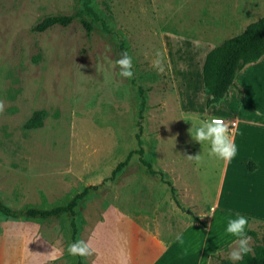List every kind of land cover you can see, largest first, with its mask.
<instances>
[{
  "label": "rangeland",
  "instance_id": "374dc122",
  "mask_svg": "<svg viewBox=\"0 0 264 264\" xmlns=\"http://www.w3.org/2000/svg\"><path fill=\"white\" fill-rule=\"evenodd\" d=\"M80 4L81 0H0L1 201L13 208L51 207L65 203L87 184L101 183L74 215L27 221L0 215V264H76L78 259L89 264L90 256L85 260L66 251L73 240L71 222L78 229L76 239L87 241L109 206L161 233H171L182 219H209L207 229L196 236L202 238L207 231L205 246L221 250L212 264L219 263L218 256L227 258L235 247L232 237L222 236L224 216L246 215L247 229L260 237L264 166L250 171L237 158L264 150V68L260 75L238 80L241 93L230 90L226 98L228 113L237 121L238 151L222 175L224 161L207 156V146L201 148L191 139L190 122L180 119L181 113L194 112L181 105L167 70L157 73L151 67L155 51L165 53V47L154 30L149 0H90L99 19L82 12L67 25L31 30L44 16L73 14ZM79 17L90 22L89 32ZM124 51L133 57L132 79L118 75L115 60ZM184 76L180 72L176 77L177 86L192 109L196 104L201 108L204 97L199 100L197 78ZM138 88L145 97L144 157L171 180L180 205L157 174L144 172L136 153L114 180L105 179L137 147ZM36 109L46 112L42 124L24 128ZM199 152L203 159L197 163L190 156ZM214 206L215 213L208 216ZM248 236L251 246L255 239ZM54 254L58 259L51 258Z\"/></svg>",
  "mask_w": 264,
  "mask_h": 264
},
{
  "label": "crops",
  "instance_id": "0c3cea01",
  "mask_svg": "<svg viewBox=\"0 0 264 264\" xmlns=\"http://www.w3.org/2000/svg\"><path fill=\"white\" fill-rule=\"evenodd\" d=\"M149 3L157 24V29L153 28L165 47L171 65L167 72L181 105L188 112L203 113L207 110L215 116L235 119L228 113L226 98L230 90L241 93V88L237 87L238 80L244 82L253 74H261L259 70L264 68V53L237 70L227 94L208 107L205 106L202 64L209 49L240 33L246 24L264 15V0H149ZM257 70L259 72L255 73ZM180 72L184 77L197 78L199 100L204 97L201 108L196 104L192 109L194 105L182 95L175 80ZM259 151L258 154L246 153L237 158L238 164L242 163L250 171H258L264 166V150ZM227 164L223 163L222 175ZM196 218V221L193 218L189 221L182 219L174 223L171 233H161L137 222L132 214L109 206L89 233L87 241L94 249L89 264H212V258L221 250L205 246L207 231L202 238L196 236L202 228L206 230L209 226V219L203 222L199 215ZM178 235L182 236L183 243L177 241Z\"/></svg>",
  "mask_w": 264,
  "mask_h": 264
},
{
  "label": "trees",
  "instance_id": "16d2710c",
  "mask_svg": "<svg viewBox=\"0 0 264 264\" xmlns=\"http://www.w3.org/2000/svg\"><path fill=\"white\" fill-rule=\"evenodd\" d=\"M82 12H88L94 19H99L98 14L90 5V0H81L80 7L75 13L46 15L36 22L31 27V30L39 32L55 24L67 25L75 16H80ZM79 22L86 32L92 29V25L86 19L79 17ZM263 53L264 15L246 24L240 33L226 38L220 44L209 49L204 57L201 69L205 93V106L208 107L212 102L225 96L233 82L237 70L243 65L257 60ZM138 96L139 101L136 112L135 132L137 147L130 150L124 159L118 161L105 179L114 180L122 168L126 166L130 155L136 153L138 161L144 167V172L148 174H157L160 180L168 186L170 196L175 204L180 205L171 180L165 176L162 170L153 168L151 163L144 157V149L141 145V133L145 97L141 88H138ZM45 114L46 112L44 109L34 110L30 117L24 122L23 127L29 129L40 126ZM100 184L101 183L87 184L73 194L65 203L51 207L25 205L23 207L13 208L0 199V215L4 219H20L23 221L36 218H56L62 214L74 215L79 203L91 191L96 190ZM193 220L196 221L197 218L193 217ZM71 228V238L75 240L78 229L74 222H71ZM247 234L253 236L255 239V242L251 245L252 251L250 254L246 255L243 260L237 261L235 264H264V233L257 238L255 230L247 229ZM218 259V264H234V262L230 261L228 258L218 257ZM76 264H82V261L78 259Z\"/></svg>",
  "mask_w": 264,
  "mask_h": 264
},
{
  "label": "clouds",
  "instance_id": "9594fccd",
  "mask_svg": "<svg viewBox=\"0 0 264 264\" xmlns=\"http://www.w3.org/2000/svg\"><path fill=\"white\" fill-rule=\"evenodd\" d=\"M115 64L118 66L119 77L125 79L133 78V57L127 51L120 54L119 58L115 60ZM151 67L157 73H164L166 70H171L168 58L161 50L155 51L154 58L151 61ZM180 119L190 122L188 133L193 141L201 145V148L207 146V156H214L216 159L222 160L225 163L231 162L236 157L238 148L235 142V136L238 130L234 123L230 127L224 117L210 115L207 110L203 113H181ZM190 158L199 163L203 159V156L199 152L194 156H190ZM215 210V206L212 207L207 215L212 217ZM223 219L226 220V223L222 236L232 237V243L235 245V247H231L227 258L235 264V262L243 260L252 251L250 246L251 238L247 235L249 218L246 215L235 213L226 215ZM176 239L180 243H183L182 236L178 235ZM66 251L70 256L80 257L86 260L93 254L94 249L86 240L70 239L67 243ZM51 258L54 260L58 259L55 254Z\"/></svg>",
  "mask_w": 264,
  "mask_h": 264
},
{
  "label": "built area",
  "instance_id": "2783aa9c",
  "mask_svg": "<svg viewBox=\"0 0 264 264\" xmlns=\"http://www.w3.org/2000/svg\"><path fill=\"white\" fill-rule=\"evenodd\" d=\"M224 118L229 123L230 127L232 126L233 123L236 125V120L235 119H231V118H227V117H224Z\"/></svg>",
  "mask_w": 264,
  "mask_h": 264
}]
</instances>
